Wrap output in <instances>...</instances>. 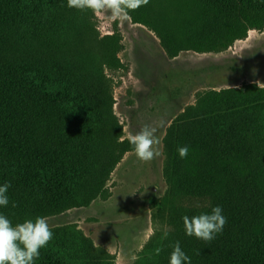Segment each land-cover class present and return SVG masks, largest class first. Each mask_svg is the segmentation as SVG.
<instances>
[{
    "label": "trees",
    "instance_id": "trees-1",
    "mask_svg": "<svg viewBox=\"0 0 264 264\" xmlns=\"http://www.w3.org/2000/svg\"><path fill=\"white\" fill-rule=\"evenodd\" d=\"M128 18L170 59L218 54L264 30V0H149ZM121 40L118 30L102 36L95 13L67 0H0V185H11L0 214L13 225L110 197L111 174L133 152L106 74L124 68ZM181 146L189 149L183 159ZM162 147L166 190L154 203L162 228L133 264H169L176 242L191 264H264V87L198 93ZM215 206L227 221L222 232L210 242L187 236L182 217ZM50 227L34 264H115L76 224Z\"/></svg>",
    "mask_w": 264,
    "mask_h": 264
},
{
    "label": "rangeland",
    "instance_id": "rangeland-1",
    "mask_svg": "<svg viewBox=\"0 0 264 264\" xmlns=\"http://www.w3.org/2000/svg\"><path fill=\"white\" fill-rule=\"evenodd\" d=\"M102 36L118 30L124 68L106 74L113 82V107L123 138L144 125L157 128L162 155L144 163L134 152L124 155L107 183L110 197L87 208L72 209L48 218L49 226L76 224L93 244L114 255L115 264H133L148 239L162 226L155 202L166 185L162 177V139L170 122L203 91L254 82L264 87V30L250 31L218 54L182 51L168 58L159 40L146 28L127 19H113L109 12L95 13Z\"/></svg>",
    "mask_w": 264,
    "mask_h": 264
},
{
    "label": "clouds",
    "instance_id": "clouds-1",
    "mask_svg": "<svg viewBox=\"0 0 264 264\" xmlns=\"http://www.w3.org/2000/svg\"><path fill=\"white\" fill-rule=\"evenodd\" d=\"M148 3L149 0H67L69 8L91 10L93 13L107 11L113 19H127L130 11H135ZM156 132V127L144 125L139 132L127 137L139 161L147 163L162 155L160 139ZM177 151L179 157L183 159L187 157L189 149L187 146H181ZM10 187L8 182L0 185V206L8 205L7 193ZM182 221L187 236H194L205 242L212 241L216 234L222 232L227 222L220 206L213 207L211 212L192 217L185 215ZM167 235L168 232L165 230L162 238H166ZM52 238L53 231L46 217L37 216L34 220L28 219L13 225L5 215L0 214V264H34L40 255L39 250L46 247ZM160 251L161 249L157 248L156 254L159 255ZM169 264H191V258L182 251L179 242L173 246Z\"/></svg>",
    "mask_w": 264,
    "mask_h": 264
}]
</instances>
